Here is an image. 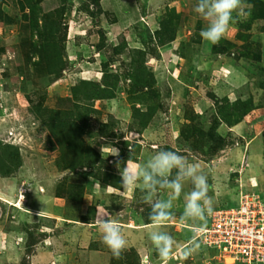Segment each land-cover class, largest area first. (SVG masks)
<instances>
[{"label":"rangeland","instance_id":"obj_1","mask_svg":"<svg viewBox=\"0 0 264 264\" xmlns=\"http://www.w3.org/2000/svg\"><path fill=\"white\" fill-rule=\"evenodd\" d=\"M4 2V12L9 16L14 15L16 10L12 2L10 0ZM45 2L44 8L49 5L51 9H63L62 24L66 25L63 43L65 67L58 78L44 71H35L36 69L31 65L27 70L28 78L22 76L25 87L21 90L22 78L19 77L18 80L16 78L17 67L21 61L20 56L16 54V47L20 41L18 39L20 28L17 25L6 26L0 22V49L6 50L4 54H0V144L17 147L21 159V166L13 175L9 177L0 175V264H49L50 260L47 261V257L54 258L57 254L48 238L51 230L59 231V228L64 227L63 224L68 225H65L66 227H90L94 222L91 216L101 209L109 215L113 214L110 210H116V213L118 210L129 209L131 215L144 221L142 215L151 206L143 200L144 193L138 186L132 189L124 188L122 185L113 188L93 178H83L81 173L84 169L70 170L72 165L76 164L74 162L77 161L79 148L92 147L102 159H109L110 167L120 176V171L126 162L124 155L131 154L136 163L141 160L145 163L160 150L182 151L181 147L186 148V144L183 146L176 144V136L179 135L183 125L196 114L197 125L207 131L216 110L209 95L213 94L218 99H222L226 97L225 92H228V84L222 83L219 79L224 80L225 75L230 71L221 72V68L212 66L211 63L216 60L212 59V54L210 55L212 45L206 44L200 36L202 23L205 22L194 11L197 0H100L98 8L90 5V0H45ZM82 5L88 7L87 11L80 8ZM246 7L243 8L242 15L234 16L236 22L227 34H231L232 27L235 28L234 31H241L239 25L250 20ZM96 9H99V13L98 11L96 13ZM178 17L182 18L180 24L177 23ZM169 18L173 19L176 51L179 48L186 56L185 60L181 61L183 63L181 70L175 66L179 71L176 75H172V78L167 77L168 71H171L167 63L165 67L162 66L165 70L158 72L162 62L160 55L166 51L165 49L159 51L158 48L170 43L158 46L153 35L155 30L160 28V23ZM253 30L252 35H255L256 32ZM146 31H150L151 34L148 33L149 35L146 36ZM61 32L63 33L64 30ZM234 37L236 40L239 39ZM124 42L126 45L121 54L114 55L111 48L120 43L124 45ZM250 42L253 43L251 40ZM250 42L247 43L249 47L256 46L255 42L252 45ZM195 48L198 50L197 53L193 50ZM141 53L144 54L145 64L138 62L132 64ZM198 54L202 55L198 60L204 65L199 64L198 70L190 74L183 61L190 64ZM235 58L236 55L230 57V65L237 66ZM223 60L217 59V62L226 65L228 61ZM106 62L110 75L117 74L121 78L115 98L87 103L81 99L83 102L80 103L81 95L75 93L73 87L79 85L81 81L99 82L103 74L102 65ZM137 70L153 73L158 97L163 107L158 112V116H154L152 123L147 126V128L151 127L150 134L147 128L142 129L136 122L131 121V107L140 103V109L145 110V106H142L139 100L147 101L148 98H138L143 95V91H136L135 95L130 97V81H125L124 78L126 74L134 75ZM14 82L18 89H14ZM175 88L176 93H173L176 101L172 102L171 90ZM26 95H29L33 102L38 101V96L44 97L43 107L48 110L57 109L61 99L71 98L73 102L78 99L79 105L91 111L89 115L91 131L77 140V143L75 138H72L69 143L59 144L57 137L55 138L48 129L35 122ZM197 103H207L203 108L206 110L195 113L193 107ZM177 110L180 114L174 118ZM176 118L180 123L174 122ZM101 127L103 128L98 132L97 129ZM217 134L226 143L233 144L226 145L222 150L211 154L212 138L204 139L202 142L191 139L188 143V151L181 152L190 162L198 163L207 176L209 195L214 200V210L235 206L241 187L244 193H255L264 199V184L257 183L254 177H250L248 183L243 181L241 184L239 175L245 166L243 160L239 166L241 169L234 172L236 169L231 166L227 171L229 181L219 182L221 186L214 185L213 163L219 162L224 152L237 143L228 133L217 132ZM262 135L264 136V133ZM194 142L198 144L197 148L193 147ZM111 147L118 149L123 156H112ZM117 161L119 167L116 166ZM68 186L78 188L75 190L82 193L81 202L79 199L67 200L65 189ZM191 189L192 184L186 181L184 193L179 200L174 201L172 211L176 219L166 222L161 227L177 242L174 251L176 255L172 256L168 264H227L228 261L220 260L217 255L215 256V252L203 247L197 239L200 247L192 256L184 259L181 254L182 249L193 236L190 229L178 225L179 217L183 212V196ZM156 198L166 199L167 190H162ZM52 215H59L57 217L63 220L56 221L49 218ZM77 222L83 226L75 225ZM185 226L189 227L186 224ZM69 251L71 255L73 252L77 256L80 254L79 259L82 262L83 251L86 252V248L77 244ZM39 253L47 256L45 260L40 258L41 260L36 263L35 259ZM59 253L68 252L61 250ZM133 254L132 251L125 250L122 261L136 262ZM105 256L108 257V254L105 253L103 257ZM62 257L60 262H57L60 257L56 258L53 264H66L67 261ZM112 260L116 261V258L113 256ZM119 261L121 262L117 260V263Z\"/></svg>","mask_w":264,"mask_h":264},{"label":"trees","instance_id":"obj_2","mask_svg":"<svg viewBox=\"0 0 264 264\" xmlns=\"http://www.w3.org/2000/svg\"><path fill=\"white\" fill-rule=\"evenodd\" d=\"M10 1L16 10L15 14L11 16L7 15L3 10L5 2L4 0H0V22L6 26L17 25L20 28L18 34V39L20 41L18 43L19 45L16 47V54L21 58L20 65L17 67L16 75L17 80L19 77L22 78L20 89L23 90L25 87L23 77L26 79L28 78L29 74H27V70L31 65L34 66L36 69L35 71H44L48 75L52 74L55 78H58L65 67L63 60V43L65 41L66 25L62 24L63 19L61 15L63 9H51V6L49 5L44 8V5H46L45 0ZM99 1L100 0H90V5L98 8ZM244 5L248 8L247 15L250 20L248 22L246 21V24L241 23L239 26L241 31H249L251 25L257 20H262L264 22V2L260 0H244ZM80 8L87 11L88 7L82 5ZM98 10L99 9H96V13ZM181 20L182 18L178 17L177 23L180 24ZM172 21L173 19L170 18L164 22L162 21L159 25L160 28L155 30L153 35L155 37L154 41L156 45L163 46L174 41L175 30L172 28ZM261 29L264 30V24ZM62 30H64L63 33L61 32ZM148 33L151 34L150 31H146V36L149 35ZM149 39H151V36ZM125 45L126 43L124 42V45L120 43L111 48L112 53L114 55L121 54ZM232 47V44L222 40L218 45L212 46L211 53L214 55L221 54L232 56ZM193 50L196 53L198 52L196 48ZM5 51V49H0V54H4ZM176 55L182 60H185L186 58L179 48L176 51ZM107 62L102 65L103 74L99 82L81 81L79 85L73 87L72 90L81 95L80 103L83 102L82 100L87 103L94 100L108 101L115 98V92L121 78L117 74L110 75V72L107 70ZM136 62H138V64H145L146 61H144L143 53H141L139 58L134 60L132 64L135 65ZM147 72L148 73H144L137 70L134 75L126 74L124 78L125 81H130V97H133L136 91H143V95L138 98L148 97L147 101L139 100L142 103V106H145V110L140 109V103L131 107V121L133 123L136 122L142 129H146L153 121L154 116L163 109L156 90L157 87L153 78V73L151 71ZM132 81L133 83H131ZM13 86L14 89H18V87H16V82H14ZM75 93L73 94L74 98H76ZM209 97L214 102L216 110L207 131L197 125L198 117L195 119L196 114H194L193 117L190 118L189 121L187 120L183 125L176 139L177 145L179 144V146H183L186 144L188 147V143L191 139L196 142H202L204 139L211 140L212 138L213 141H211V143L213 144H211L212 150L210 153L214 154L216 151L222 150L226 145L233 144L226 143L222 138L218 137V127L222 123L230 127L241 122L248 112V109L243 108L239 101L230 104L225 97L218 99L213 94H210ZM26 98L30 105L29 110L35 116V122L39 123L44 129H48L49 133L55 136V138L57 137L59 144L69 143L72 138H75L76 142L85 135H88L89 131H91L92 126L89 118L91 111L90 109H86L85 106L83 107L79 105V101H77L78 99H74L76 102H73L71 98L61 99L59 100L57 109L48 110L43 107L44 97L38 96V101L36 102L30 100L29 95H26ZM35 122L34 124H36ZM102 128L103 127L97 129L99 130L98 132H100V129ZM196 142H194L193 147L195 146L197 148L198 144ZM187 147H181V152L188 151ZM119 154L120 157L123 156L121 155L122 152ZM124 159L126 161L130 160L136 162L131 154L124 155ZM74 163L76 164H73L70 170L75 171L77 169H84V172L81 173L83 178H93L94 180L113 188H119L121 185V178L119 175H116L115 171L110 167L109 159H102L100 154L92 147L87 146L85 148H79L78 158ZM20 166L21 159L17 147L0 144V175L9 177L13 175ZM105 171L108 174L104 173ZM75 189L78 188L75 186H68L65 189V196H68V201H76L75 199H79V202H81L82 193ZM151 211L152 209L149 208L145 213L143 212L144 214L142 216L144 217L143 219H145V224L151 223L149 219Z\"/></svg>","mask_w":264,"mask_h":264},{"label":"crops","instance_id":"obj_3","mask_svg":"<svg viewBox=\"0 0 264 264\" xmlns=\"http://www.w3.org/2000/svg\"><path fill=\"white\" fill-rule=\"evenodd\" d=\"M260 1L264 2V0ZM235 15L238 14L234 13V16ZM254 23L257 25H252L249 31H234L235 28L232 27L231 34L226 33L222 38L233 45L231 54L232 56L236 55L235 59L237 66L230 65L229 61H231V56L221 54L214 55L210 51V55L212 54V59H216L214 63H211L213 64L212 66L217 67L218 69L221 68V72L223 70L230 71L228 75H225L224 80L219 79V81H222V83H225L226 85L228 84V92H225L224 94L226 96L225 98L228 99L230 104L234 103L235 101H239L241 102V106L243 108L248 109V112L241 122L230 127L222 123L218 127L219 133H228L235 138L237 143L235 142V146H232L230 150L226 152L223 151L224 156L219 160V162L213 163L214 172L212 174V180L215 186H221L220 184L222 182L227 180L229 181V175L227 174V171L231 166L236 169L234 172L241 169L239 166L242 160L244 161L243 165L245 166H243L244 168H242V173L239 175L241 184L243 181L248 183L250 177H254L257 183L260 182V185L264 184V136L262 135L264 133V30L261 29L264 22L262 20H257ZM203 24L205 23H202V28L205 27ZM252 29H254L253 31L256 32L255 35H252ZM234 36L238 37L239 39L236 40ZM250 40L253 41V43L250 42ZM247 41L250 42L251 45L255 42L256 46L253 47L252 45L249 47ZM176 47L177 41L175 40L168 45L158 48L159 51L163 49L166 50L162 55H160V61L162 62L160 63V69H158V72L165 70L164 67L168 64L171 70L168 71L167 77L169 78H172V75H176L177 72L181 70V66L183 64L181 63L182 59L176 55ZM253 50L255 51L252 55L251 53ZM199 56L202 55H196L193 59L194 61L190 64H187L186 61H183L190 74H193L195 70H198L199 64L204 65L198 60L200 59ZM217 59L221 61L224 59L223 61L228 62L226 65H220L217 62ZM175 66L178 67V71L176 70ZM172 67H174V69ZM173 92L176 93V88L171 90V93ZM175 93H173L172 102L176 101V98L174 97ZM206 105L207 103H197L195 104V107H193V110L195 113H199L200 111L206 110H203ZM178 109L181 110L180 108ZM178 114H180V112L178 113L177 110L174 118L177 117ZM174 122L180 123L179 119L177 118L174 119ZM147 129V132L150 134L151 127H148ZM260 135L262 136L260 137ZM177 137L178 136H176V138ZM139 163H143L142 160ZM222 186L224 187V185ZM241 188L243 189V187ZM110 211L113 214H107L104 209L96 211L91 216L94 222L93 224H90V227H66L68 225L63 224L64 227L61 229L59 228V231H55L56 229H54V231L51 230L48 238H50L49 240L53 243L54 252L56 251L57 254H55L56 257L54 258L47 257V261L50 260L49 264L50 262L51 264L56 262V258L59 257L60 258L57 259V262H60L62 256V258L67 261L66 264H163V261L155 251L151 241L148 238V229L145 227L147 224H145L141 218L131 215L129 209H122L120 211L118 210L116 213V210ZM57 216L59 217V215ZM57 216L52 215L49 218L56 221L63 220L61 218L59 219ZM102 217L115 220L120 224L122 234L127 240L126 250L132 251V253H134L133 256L136 258V262H131L130 260H125L124 262L122 261V258L116 259V261L112 260L113 255L102 241V233L98 224V219ZM207 221L206 225L208 224ZM79 224L83 226V224L79 222H77L75 225ZM130 224L133 225L131 226ZM161 227H163V225ZM77 244L80 247L82 246L83 248H86V252L83 251L84 258L82 262H80L81 259H79L80 254L77 256V254H74L73 252L71 255V251H69L72 246ZM49 248L50 245L47 248L48 251ZM61 250H63L65 253H68L61 254L59 253ZM105 253L108 254V257H103ZM175 255L176 253H173L172 256ZM45 256L47 255L44 253H39L35 259L36 263H38V261L41 259L45 260ZM117 260H121V262L119 261L120 263H117Z\"/></svg>","mask_w":264,"mask_h":264},{"label":"clouds","instance_id":"obj_4","mask_svg":"<svg viewBox=\"0 0 264 264\" xmlns=\"http://www.w3.org/2000/svg\"><path fill=\"white\" fill-rule=\"evenodd\" d=\"M244 7V0H197L194 11L205 22V27L200 31L202 40L208 45H218L236 22L234 13L243 14ZM110 152L114 157L119 156V150L116 148L111 147ZM116 166L119 167V161ZM120 177L124 188L132 189L138 186L144 193L143 200L151 206V223L145 227L148 229V238L163 264H168L177 242L167 231H163L161 226L176 219L172 211L174 201L181 198L186 181L192 184L191 191L183 196V212L179 217L180 222L188 225L193 233L181 254L184 259L192 256L200 247L195 234L204 231L207 218L214 211L208 178L200 165L190 162L179 149L160 150L142 164L127 160L120 171ZM162 190H167V198L157 199ZM98 224L105 246L116 259L122 258L127 248V240L122 234L120 224L103 217L98 219Z\"/></svg>","mask_w":264,"mask_h":264},{"label":"built area","instance_id":"obj_5","mask_svg":"<svg viewBox=\"0 0 264 264\" xmlns=\"http://www.w3.org/2000/svg\"><path fill=\"white\" fill-rule=\"evenodd\" d=\"M195 238L227 264H264V199L240 189L236 205L214 210Z\"/></svg>","mask_w":264,"mask_h":264}]
</instances>
